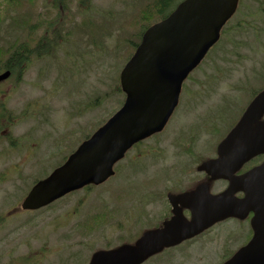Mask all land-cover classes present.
<instances>
[{
  "label": "flooded vegetation",
  "instance_id": "obj_1",
  "mask_svg": "<svg viewBox=\"0 0 264 264\" xmlns=\"http://www.w3.org/2000/svg\"><path fill=\"white\" fill-rule=\"evenodd\" d=\"M10 3H12L10 0H0V23L5 25V30L0 31V50L2 47L4 49V52L0 51V55L2 53L5 55V64L1 67V71H10V77L0 81V182L11 181L14 174L22 178L23 168L37 167L36 170L40 172L44 167L42 149L44 100L41 94L43 87L41 78L38 77V67L44 59L46 35L58 33V30L55 32L58 22L73 23L72 6H75L76 13V6L78 10L84 7L86 13L79 14L83 18L92 19L93 14H96L97 19L115 17L111 12L98 15L94 11L93 0H33L32 4L22 7L21 10L14 9L12 5L10 7ZM177 3L170 6L168 15ZM36 5H39L38 10ZM105 7L112 8L113 4ZM248 8L251 7L248 6ZM13 10L22 12V15L19 16L17 12L13 15ZM239 12L240 9L237 7L231 22ZM122 13L119 15H123ZM19 17L22 18L23 23L14 25L13 18ZM116 18L119 17L114 19ZM162 18L164 16H161L159 20ZM231 22L220 32L221 38L230 28L240 33L249 25L245 17L237 19L233 26ZM46 28L51 30L46 31ZM137 33L132 31L130 36H136ZM262 54L264 57V53ZM263 68L262 65L256 66L251 72V77L257 75ZM34 71L37 73L34 74ZM25 75L35 76L36 79L32 78V82L26 84L23 79ZM263 76L264 72L258 78ZM188 80L189 78L182 84L176 108L164 127L134 144L124 154L114 168L118 185L104 188L105 194L101 202L103 219L101 229L106 233L104 234L107 248L135 242L145 231L163 227L164 222L175 213H181L189 219L190 209L187 204L193 198L186 194L196 192L191 195H199L205 186L210 193L216 194L228 186V181L225 179H209L205 171L200 170L198 166L216 156L219 141H215L214 150L210 156L204 154V146L209 143L211 134L218 125L219 117L214 113L217 104L229 96L235 97L236 94L224 98L212 97L209 102L208 100L199 101L198 95L184 94ZM248 88H245V91ZM24 90L30 93L35 91L37 95L29 96L24 93ZM214 99H216L215 102L212 101ZM204 103L208 104L201 107L200 105ZM178 108L181 109L183 118H187L188 121L183 123L182 120L169 130L167 124ZM232 108L233 101L228 107V112ZM183 109L189 112L186 116L183 114ZM220 128L221 126L218 130ZM205 133L209 136L208 140L203 139ZM213 140L211 139L212 145ZM55 158L59 160V155L54 154L53 159ZM263 160L264 155L252 158L242 165L236 175L245 173ZM12 172L15 173L12 175ZM28 176L27 174L26 177ZM130 178L133 180L132 188L128 185ZM15 182H19V179ZM96 187L98 186H86L82 192L83 194L91 193ZM243 195L241 191L235 193L237 198ZM4 203L8 206L0 211V244L16 240L14 230L25 225L31 227L28 224L32 223L29 219L23 224H20L18 219H9L12 203L8 204V198ZM251 216L252 212L243 219L231 217L220 221L215 225L234 222L237 226L218 227L219 229L215 228L207 232L215 226L213 225L178 245L163 248L144 263L222 264L252 237ZM10 224L11 227H8ZM39 234L44 236V231L39 230ZM43 242L41 241L40 249L44 246ZM9 251V255L12 256L11 246ZM210 256L216 257L210 258ZM24 257L25 255L15 257L16 260L11 258L8 264H14L15 261L23 260Z\"/></svg>",
  "mask_w": 264,
  "mask_h": 264
},
{
  "label": "water",
  "instance_id": "obj_2",
  "mask_svg": "<svg viewBox=\"0 0 264 264\" xmlns=\"http://www.w3.org/2000/svg\"><path fill=\"white\" fill-rule=\"evenodd\" d=\"M238 0H182L162 20L149 26L120 72L125 93L121 107L65 161L29 189L23 209H36L87 184H99L114 173V163L135 142L163 128L177 104L181 83L218 40L222 25ZM9 71L0 74L6 79ZM264 89L249 103L217 146V156L199 166L209 179L229 180L212 195L205 186L187 205V220L175 213L163 227L145 231L134 243L94 251L88 264H140L164 247L190 238L229 216L250 220L253 236L223 264H264V161L235 175L251 157L264 153ZM236 191L244 192L241 199ZM193 192L192 194H195Z\"/></svg>",
  "mask_w": 264,
  "mask_h": 264
},
{
  "label": "rangeland",
  "instance_id": "obj_3",
  "mask_svg": "<svg viewBox=\"0 0 264 264\" xmlns=\"http://www.w3.org/2000/svg\"><path fill=\"white\" fill-rule=\"evenodd\" d=\"M133 2L137 1L93 0L94 11L98 15L111 12L115 17H127L122 24L124 32H129L128 36L121 30L120 22L123 19L113 20L115 17L112 19L99 17L97 19L96 14H93L92 19L83 18L79 14L86 13L84 7L82 6L78 10L76 6L77 14L75 6H72L71 14L74 13V15L73 26L69 29L71 33L61 39L60 47L55 55L44 57L41 61L42 64L38 67V77L41 78L43 87V92H41L44 100L42 149L45 167L60 161L58 159L54 162L49 160L50 154L56 148L53 144L54 140L59 138L63 148L68 147V141H70V146L75 145L85 135H89L100 126L112 110L120 106L122 95L113 89L125 57L121 51L127 43L122 42V39L129 37L134 31L131 29L135 28L127 26L129 22H126L130 21L133 12L137 11V6ZM241 2L240 12L231 22V26L236 24L237 19L245 17L249 24L246 26L247 29L241 33L231 28L228 29L221 42L209 52L211 55L205 59L200 69H197L186 83L187 92L185 91L184 94L198 95L199 101L208 100L209 102L212 97L224 98L236 94L235 97L229 96L219 101L214 110L219 121L211 134L214 144L212 145L210 139L209 143L204 146V154L207 156L212 154L215 141L225 134L241 111V107L251 97L252 92L249 91L244 95L245 88L251 86L255 89L252 84L256 83L257 78L264 72L263 68L257 75L251 77V72L255 70L256 66H264L262 63L264 59L262 54L264 53V0H241ZM110 4H113L112 8L105 7ZM36 8L38 10L39 5H36ZM122 8L124 13H122ZM120 13L123 15H119ZM70 25V22L65 23L63 31L67 30ZM4 30L5 25H1L0 31ZM61 34H65V32ZM133 40L136 41L135 38ZM128 53L129 51L127 55ZM35 73L37 72L34 71ZM32 78L36 79L32 75H25L23 79L26 84H29L32 82ZM246 81L248 82L245 83ZM256 85L258 87L263 85V80L257 82ZM24 93L29 96L37 95L35 91L30 93L24 90ZM215 100L212 101L215 102ZM232 101L233 108L228 112ZM207 104L204 103L200 106L203 107ZM180 111L181 109L178 108L174 112L167 124V129H173L182 120L183 123L188 121L187 118H183ZM188 113L183 109L184 116ZM220 126V130H218ZM206 133L203 136L204 140L209 138ZM36 169L37 167L23 168L24 176L22 178L16 177L15 172H12L14 175L11 181L0 182V211L8 206L4 203L6 198L9 200L8 204L13 203L22 190L29 188ZM27 174L28 177H26ZM18 179L19 182H15ZM132 182L131 178L128 179V185L131 188L133 187ZM117 185L118 179H111L104 187L94 189L87 196H85L86 193L83 194L82 191H79L64 197L61 201L57 200L58 202L53 206L42 209L41 212L31 213V211L19 208L12 209L8 216L9 219H18L20 224L29 219L32 223L28 224L31 227L25 225L14 230L16 240L0 244V264H8L11 258L16 260L15 257L26 256L27 252L29 256L36 254L40 249L41 241H44V246L36 254L38 260L41 261L32 264H87L90 252L97 247L106 245V233L100 228L84 237L79 235L74 228L77 222L85 218V213L90 208L100 206L105 194L104 188ZM14 194L16 196L12 197ZM230 225L237 226V223L226 222L214 227L221 228ZM8 227H11V224ZM39 230L44 231V236L39 234ZM10 246L13 248V257L9 255ZM7 254L8 256H6ZM215 257L210 256V258ZM14 264L24 263L15 261Z\"/></svg>",
  "mask_w": 264,
  "mask_h": 264
},
{
  "label": "trees",
  "instance_id": "obj_4",
  "mask_svg": "<svg viewBox=\"0 0 264 264\" xmlns=\"http://www.w3.org/2000/svg\"><path fill=\"white\" fill-rule=\"evenodd\" d=\"M12 2L13 8H22L25 7L26 5L32 4L33 0H10ZM137 2H133L135 6H137L138 10L133 12L134 14L131 15L130 21L127 20L126 22L127 26L137 29L136 32V40L138 41L142 29L144 26L154 22L155 20L159 19L161 16L165 15L167 11L169 10L171 5H174V3H177L180 0H135ZM23 20L20 19L18 22H22ZM61 25V24H59ZM85 26V24H83ZM51 28H46V31H50ZM55 30V29H54ZM60 31V30H59ZM45 37V49L44 53L45 54H50L54 51L57 50L59 43H60V38L58 35H55L53 38L49 37L46 35ZM48 37L50 39H48ZM124 43H127V48L126 52L133 50V45H132V39H122ZM128 50V51H127ZM1 52H4L3 47L0 50ZM124 53H125V48H124ZM128 53V54H129ZM4 53L0 55V70L1 67L5 64L4 61ZM73 146H69L67 148H64L65 152L71 151ZM101 212H102V207L99 209H96L93 211L92 209L88 210L86 212L85 218H83L81 221L76 223L75 226V231L84 237H87L94 233L96 230L100 229L103 225V219L101 217ZM30 257L25 259V264H30L31 263ZM35 262V260H34Z\"/></svg>",
  "mask_w": 264,
  "mask_h": 264
},
{
  "label": "bare ground",
  "instance_id": "obj_5",
  "mask_svg": "<svg viewBox=\"0 0 264 264\" xmlns=\"http://www.w3.org/2000/svg\"><path fill=\"white\" fill-rule=\"evenodd\" d=\"M201 196V194L198 195V197Z\"/></svg>",
  "mask_w": 264,
  "mask_h": 264
}]
</instances>
